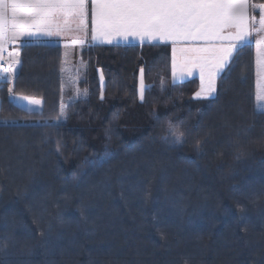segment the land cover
<instances>
[{
    "label": "trees",
    "instance_id": "1",
    "mask_svg": "<svg viewBox=\"0 0 264 264\" xmlns=\"http://www.w3.org/2000/svg\"><path fill=\"white\" fill-rule=\"evenodd\" d=\"M251 1L260 20L264 0ZM170 49H5L8 68L13 53L20 64L0 78V264H264L254 46L234 53L210 99L196 78L171 80Z\"/></svg>",
    "mask_w": 264,
    "mask_h": 264
},
{
    "label": "snow or ice",
    "instance_id": "2",
    "mask_svg": "<svg viewBox=\"0 0 264 264\" xmlns=\"http://www.w3.org/2000/svg\"><path fill=\"white\" fill-rule=\"evenodd\" d=\"M249 0H0V51L4 45L20 36H32L29 29L35 26L40 34L53 36L74 31L73 43L83 44L89 34L91 14V39L108 43L114 37H139L141 41L224 40L225 29H235L228 37V45L180 48V66L192 64L200 70L201 91L211 95L216 91V78L225 71L241 47L249 39ZM259 31H264V5L260 6ZM70 24H75L72 29ZM82 34V35H80ZM257 77L264 79V39L256 40ZM177 49L173 47V69L177 67ZM10 67L3 69L0 78L18 71L12 67L20 64L19 53H13ZM175 78V71L173 73ZM103 81V75H101ZM12 89H9L11 92ZM143 69H141L140 98H144ZM264 91V88L261 89ZM101 98H103L101 96ZM28 100L27 97H22ZM29 104H40L29 100ZM30 111L33 109L29 108ZM264 114V108H261ZM64 115L61 109V116ZM174 135V143H183L182 134Z\"/></svg>",
    "mask_w": 264,
    "mask_h": 264
},
{
    "label": "crops",
    "instance_id": "3",
    "mask_svg": "<svg viewBox=\"0 0 264 264\" xmlns=\"http://www.w3.org/2000/svg\"><path fill=\"white\" fill-rule=\"evenodd\" d=\"M249 3L251 5H253L252 1L249 0ZM260 7V6H259ZM258 7V9H259ZM256 10V6L252 7L249 9L248 15H249V39L251 41V44H255L253 43V40H251V33L253 32V27H254V15H255V11ZM256 16V15H255ZM258 26V24H257ZM70 27L72 29L75 28V24H70ZM88 29H89V34L87 36V38L85 39V41L92 43V44H105V45H125V44H137V43H166L169 44L171 46L170 49V54H171V63H170V75H171V80L173 82H182L185 81L187 79H191L190 77H188V69L190 67V63L187 64L186 67H181L180 66V52L179 49L180 48H187V47H211V46H219V45H228L229 43H231L232 41L230 39H228V37H230L231 35H233L235 33V29L229 28V29H225L223 32V36L225 37L224 40H213V41H204V40H196V41H183V42H177L175 45H173L172 41H141L139 39V37H128L127 39L123 38V37H114L112 39L111 43H108L106 40H102V39H98L93 41L91 39V14L89 12V20H88ZM29 31H31L33 33L32 36H20L17 37L14 41H10L9 43L4 45V48L2 51H0V54H2L5 49L10 46V45H22V44H64V45H70V44H77V43H73V40L76 36V33L74 31H65L62 32L60 35H53V36H48V35H44V34H40L43 30L40 29L38 30L35 26L31 27L29 29ZM82 35V34H80ZM173 47H176L177 49V67L175 68V70L173 69ZM194 69H196L195 71H198L196 73H193V75L190 76H195L193 78H197V80H200V70L198 67H194L192 66ZM175 71V78H174V73ZM225 72V71H223ZM220 73L217 78H216V86H217V80L218 78L223 74ZM199 76V78H198ZM184 79V80H182ZM201 91V86L199 89V85H198V90L197 92ZM196 92V93H197ZM216 92V91H215ZM214 92V93H215ZM213 97V96H212ZM200 99H206V97H204L203 95H201L199 97ZM208 98V97H207Z\"/></svg>",
    "mask_w": 264,
    "mask_h": 264
},
{
    "label": "rangeland",
    "instance_id": "4",
    "mask_svg": "<svg viewBox=\"0 0 264 264\" xmlns=\"http://www.w3.org/2000/svg\"><path fill=\"white\" fill-rule=\"evenodd\" d=\"M258 20H259V18H256V16L254 15V18H253L254 27H253V32L251 33V40L254 39L253 43H255V44H253L254 53H255V66H256V93H255L256 97H255V101H256L257 109H261V108H264V91H261V89L264 88V79H258V77H257V65H256L257 45H256V40L264 39V31H259V27L260 26H257V24L259 23ZM5 64L7 65V68H8V61L6 59V54H5V51H4L2 54H0V65L3 66ZM195 70L196 69H194L192 67V64H191L189 69H188V74H187L188 77H190V78L195 77V76H190V75H193V73L198 72V71H195ZM198 78H199V76H198ZM140 80H141V70H140L138 78H137L136 91H137L138 100L142 101L141 98H140ZM182 80H184V79H182ZM99 83H100V88H104V78H103V81H101V73H99ZM143 83H144V86H145V89H146V84L144 82V78H143ZM198 85H199V89H200L201 81L199 79H198ZM144 94H145V91H144ZM214 94L215 93H212L211 95H204L202 93V95L204 97H206V99H210ZM22 97H27V96H21V97H19L17 99V101L24 108H26L28 110H29V108H31V109H33L32 111H34V112H40L41 111L43 105H42V101L40 99L33 98V97H27L28 100H23V99H21ZM29 100H39L40 104H32V105H30L29 104Z\"/></svg>",
    "mask_w": 264,
    "mask_h": 264
},
{
    "label": "built area",
    "instance_id": "5",
    "mask_svg": "<svg viewBox=\"0 0 264 264\" xmlns=\"http://www.w3.org/2000/svg\"><path fill=\"white\" fill-rule=\"evenodd\" d=\"M5 68H7V65H6V64H5V65H3V66H2V65H0V70H1V71H3V69H5Z\"/></svg>",
    "mask_w": 264,
    "mask_h": 264
},
{
    "label": "water",
    "instance_id": "6",
    "mask_svg": "<svg viewBox=\"0 0 264 264\" xmlns=\"http://www.w3.org/2000/svg\"><path fill=\"white\" fill-rule=\"evenodd\" d=\"M12 100V99H11Z\"/></svg>",
    "mask_w": 264,
    "mask_h": 264
}]
</instances>
